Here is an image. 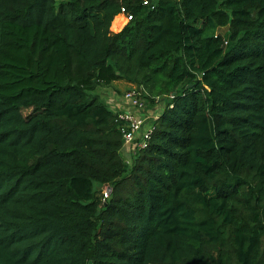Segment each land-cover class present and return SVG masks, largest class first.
Instances as JSON below:
<instances>
[{
  "label": "trees",
  "instance_id": "1",
  "mask_svg": "<svg viewBox=\"0 0 264 264\" xmlns=\"http://www.w3.org/2000/svg\"><path fill=\"white\" fill-rule=\"evenodd\" d=\"M0 264H264V0H0Z\"/></svg>",
  "mask_w": 264,
  "mask_h": 264
},
{
  "label": "built area",
  "instance_id": "2",
  "mask_svg": "<svg viewBox=\"0 0 264 264\" xmlns=\"http://www.w3.org/2000/svg\"><path fill=\"white\" fill-rule=\"evenodd\" d=\"M148 1V0H145ZM119 16L125 19V23L133 19V14L126 6H122ZM139 92L133 88L127 90L122 96V107L120 108L119 118L122 120V131L124 136L125 147L130 148L133 145L145 147L147 140L150 138L154 130L152 123L148 122L150 118H157L152 113L144 115L141 111V100L138 98ZM109 191H105L106 198L109 196Z\"/></svg>",
  "mask_w": 264,
  "mask_h": 264
},
{
  "label": "rangeland",
  "instance_id": "3",
  "mask_svg": "<svg viewBox=\"0 0 264 264\" xmlns=\"http://www.w3.org/2000/svg\"><path fill=\"white\" fill-rule=\"evenodd\" d=\"M125 19L121 25V28H119L120 30L123 29V27L126 25L125 23ZM114 25V22H113ZM113 25H112V29H113ZM220 31L222 33H224L226 36L229 33L228 27H221L219 28ZM113 31H115L113 29ZM115 86H110V87H103L100 92L102 93L103 91V97L105 99V101L112 106L115 110H119L122 107V103H121V96L122 93L127 90L130 89L131 87H134L135 89H137V91L139 92L138 98L141 100V111L142 113H144V115L150 114L152 113L153 116L160 114L161 111L164 110L165 108V101L161 98V97H152L151 93L148 90H143V89H139V87L136 84H132L129 83L125 80H119L116 83H114ZM149 96H151V98H149ZM154 96V95H153ZM155 114V115H154ZM149 123H154V118H150L148 119ZM135 150V149H134ZM133 151H130L129 153H124V157L125 159L131 163L132 160V156H133ZM108 190L107 187L100 188L98 191L100 193H104L103 198L105 199V191ZM110 194V193H109Z\"/></svg>",
  "mask_w": 264,
  "mask_h": 264
},
{
  "label": "crops",
  "instance_id": "4",
  "mask_svg": "<svg viewBox=\"0 0 264 264\" xmlns=\"http://www.w3.org/2000/svg\"><path fill=\"white\" fill-rule=\"evenodd\" d=\"M118 16H119V15H118ZM118 16H116V18H117ZM116 18H115V19H116ZM114 21H115V20H114ZM120 28H121V27H120ZM118 31H120V29H116V30H115V32H118Z\"/></svg>",
  "mask_w": 264,
  "mask_h": 264
},
{
  "label": "water",
  "instance_id": "5",
  "mask_svg": "<svg viewBox=\"0 0 264 264\" xmlns=\"http://www.w3.org/2000/svg\"><path fill=\"white\" fill-rule=\"evenodd\" d=\"M111 190H112V188H111V187H109V188H108V191H109V192H111Z\"/></svg>",
  "mask_w": 264,
  "mask_h": 264
}]
</instances>
